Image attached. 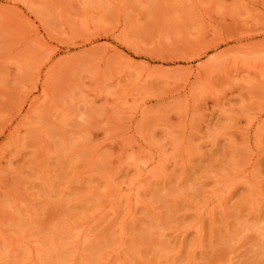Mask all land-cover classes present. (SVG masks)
<instances>
[{"label":"rangeland","instance_id":"rangeland-1","mask_svg":"<svg viewBox=\"0 0 264 264\" xmlns=\"http://www.w3.org/2000/svg\"><path fill=\"white\" fill-rule=\"evenodd\" d=\"M0 264H264V0H0Z\"/></svg>","mask_w":264,"mask_h":264}]
</instances>
